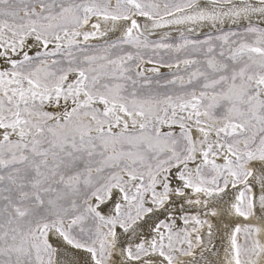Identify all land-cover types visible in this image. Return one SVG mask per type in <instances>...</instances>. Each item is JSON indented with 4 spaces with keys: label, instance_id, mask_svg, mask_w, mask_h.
Returning <instances> with one entry per match:
<instances>
[{
    "label": "snow or ice",
    "instance_id": "1",
    "mask_svg": "<svg viewBox=\"0 0 264 264\" xmlns=\"http://www.w3.org/2000/svg\"><path fill=\"white\" fill-rule=\"evenodd\" d=\"M217 238L264 264V0H0V264Z\"/></svg>",
    "mask_w": 264,
    "mask_h": 264
},
{
    "label": "bare ground",
    "instance_id": "2",
    "mask_svg": "<svg viewBox=\"0 0 264 264\" xmlns=\"http://www.w3.org/2000/svg\"><path fill=\"white\" fill-rule=\"evenodd\" d=\"M215 245L214 253L213 254H206V259L201 261V264H212L213 261L217 262V264H220V262H223L226 260V252H225V246L222 244L220 239H214L213 241ZM199 259V256L196 257ZM185 260L191 259L188 257L183 258Z\"/></svg>",
    "mask_w": 264,
    "mask_h": 264
}]
</instances>
